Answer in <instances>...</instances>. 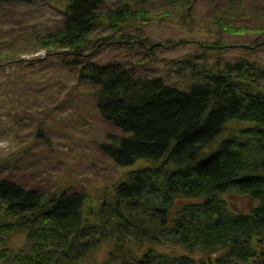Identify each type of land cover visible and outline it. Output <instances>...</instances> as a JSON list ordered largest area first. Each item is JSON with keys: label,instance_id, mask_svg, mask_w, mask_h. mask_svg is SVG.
Wrapping results in <instances>:
<instances>
[{"label": "trees", "instance_id": "obj_1", "mask_svg": "<svg viewBox=\"0 0 264 264\" xmlns=\"http://www.w3.org/2000/svg\"><path fill=\"white\" fill-rule=\"evenodd\" d=\"M226 1L228 9L242 2ZM43 2L63 19L38 43L72 69L78 86L93 89L100 118L120 132L107 135L102 153L122 175L93 216L83 193L67 186L48 193L0 177V264H209V256L216 264H264V64L245 57L210 65L206 53L222 47H203L177 65L189 84L178 88L90 59L99 27L126 51L142 45L123 31L150 20L141 0L0 5ZM168 9L185 18L195 12L190 0H171ZM255 32L264 36V25ZM240 196L254 202L249 212L231 205ZM166 246L182 254L163 253ZM99 250L105 257L97 263Z\"/></svg>", "mask_w": 264, "mask_h": 264}, {"label": "rangeland", "instance_id": "obj_2", "mask_svg": "<svg viewBox=\"0 0 264 264\" xmlns=\"http://www.w3.org/2000/svg\"><path fill=\"white\" fill-rule=\"evenodd\" d=\"M170 1L141 0L150 20L123 30L142 43L130 51L114 43L112 31L99 27L92 35L90 59L99 65L119 62L144 78H160L183 89L189 86L188 73L178 74L177 65L205 53L203 47H222L206 53L210 65L245 57L264 64V36L255 32L264 25V0H242L231 9L226 0H190L195 12L188 18L167 10ZM62 19L46 2L0 5V177L48 193L67 186L83 193L85 209L93 216L122 175L102 153L107 135L120 132L100 118L93 89L78 86L72 69L60 67L57 55L38 43L44 33L60 28ZM219 21L246 32L227 33ZM229 201L240 213L255 205L243 196ZM161 250L182 254L170 246ZM95 256L98 263L105 253L99 250Z\"/></svg>", "mask_w": 264, "mask_h": 264}, {"label": "water", "instance_id": "obj_3", "mask_svg": "<svg viewBox=\"0 0 264 264\" xmlns=\"http://www.w3.org/2000/svg\"><path fill=\"white\" fill-rule=\"evenodd\" d=\"M261 255L264 256V252H262ZM207 261H208L209 264H215V262L213 261V257L212 256H209Z\"/></svg>", "mask_w": 264, "mask_h": 264}]
</instances>
